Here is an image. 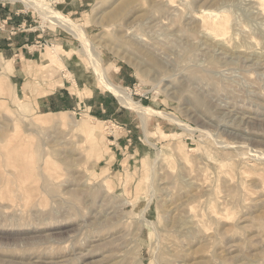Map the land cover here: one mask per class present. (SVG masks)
Segmentation results:
<instances>
[{
    "label": "rangeland",
    "instance_id": "1",
    "mask_svg": "<svg viewBox=\"0 0 264 264\" xmlns=\"http://www.w3.org/2000/svg\"><path fill=\"white\" fill-rule=\"evenodd\" d=\"M3 8L0 264H264V0Z\"/></svg>",
    "mask_w": 264,
    "mask_h": 264
},
{
    "label": "bare ground",
    "instance_id": "2",
    "mask_svg": "<svg viewBox=\"0 0 264 264\" xmlns=\"http://www.w3.org/2000/svg\"><path fill=\"white\" fill-rule=\"evenodd\" d=\"M215 15H212V14H207V16H202L203 17V22L201 21V24L204 23L205 24V20L207 19H212V21H215ZM201 19V18H200ZM202 20V19H201ZM62 21V20H61ZM216 23V24H215ZM208 24V23H207ZM215 25H212L213 26V31L215 34H220L221 32H224V27L221 26V23L218 22H214ZM106 87L112 91H114V93H117L118 96H121L120 98H123V100L129 98V97H125L126 95H124L123 91L121 92L117 86L113 85L112 83H110L109 81H107V83H105ZM129 100V99H128ZM123 102V101H122ZM133 102V101H132ZM133 106V104H132ZM129 107V105H128ZM134 107H136V105H134ZM138 107V106H137ZM141 107V106H140ZM139 109V108H138ZM40 122H43L45 124H52L53 123V120H50V119H40Z\"/></svg>",
    "mask_w": 264,
    "mask_h": 264
},
{
    "label": "crops",
    "instance_id": "3",
    "mask_svg": "<svg viewBox=\"0 0 264 264\" xmlns=\"http://www.w3.org/2000/svg\"><path fill=\"white\" fill-rule=\"evenodd\" d=\"M7 11H8V8H3V9H0V12L1 13H5V14H7ZM15 24L17 25V26H20L21 24H18L17 22H15ZM30 36V35H29ZM4 40H6V42L5 41H2V40H0V51H3V50H6V48H8L9 46H11V43H8V40L7 39H4ZM29 42V41H28ZM63 94H65V93H61L59 96H60V100H61V102H63V103H65V102H69V100H70V96L68 95V93H66V95H63Z\"/></svg>",
    "mask_w": 264,
    "mask_h": 264
}]
</instances>
